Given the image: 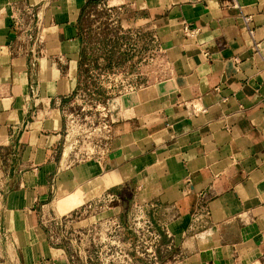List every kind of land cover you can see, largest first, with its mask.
<instances>
[{
  "label": "crops",
  "instance_id": "1",
  "mask_svg": "<svg viewBox=\"0 0 264 264\" xmlns=\"http://www.w3.org/2000/svg\"><path fill=\"white\" fill-rule=\"evenodd\" d=\"M94 1L0 0V264H78L41 210L97 178L192 220L172 264H264V0H139L167 72L107 99L89 157L66 113Z\"/></svg>",
  "mask_w": 264,
  "mask_h": 264
},
{
  "label": "rangeland",
  "instance_id": "2",
  "mask_svg": "<svg viewBox=\"0 0 264 264\" xmlns=\"http://www.w3.org/2000/svg\"><path fill=\"white\" fill-rule=\"evenodd\" d=\"M141 9L139 0H95L86 11L82 76L66 113L71 125L65 153L76 146L85 156H105L107 99L162 76L165 68L150 31L140 26ZM107 185L97 178L66 199L51 197L41 210V227L51 232L55 244L76 254L78 264L174 263L181 255L185 223L171 211L130 203L129 187L120 186L117 202ZM190 222L184 237L197 228Z\"/></svg>",
  "mask_w": 264,
  "mask_h": 264
},
{
  "label": "built area",
  "instance_id": "3",
  "mask_svg": "<svg viewBox=\"0 0 264 264\" xmlns=\"http://www.w3.org/2000/svg\"><path fill=\"white\" fill-rule=\"evenodd\" d=\"M236 3H237V1H236ZM156 49V52H157V54H158V56L157 57H159V61H160V63L164 66V68H165V70L163 71V73H162V76L164 75V74H166V72H167V65L165 64V63H163V59H162V57H160V51H159V49H157V48H155ZM161 75L159 76L160 78L162 77ZM157 79H159V78H155V80H157ZM147 82V81H146ZM142 83L140 82V83H138V85H136L135 87H137V86H140ZM201 111H204V109H201ZM104 128H107V130H108V127H104ZM109 197H112V195H109ZM114 199H111L110 201H113Z\"/></svg>",
  "mask_w": 264,
  "mask_h": 264
},
{
  "label": "bare ground",
  "instance_id": "4",
  "mask_svg": "<svg viewBox=\"0 0 264 264\" xmlns=\"http://www.w3.org/2000/svg\"><path fill=\"white\" fill-rule=\"evenodd\" d=\"M64 62V61H63ZM3 176V175H2ZM0 201H1V199H0ZM11 249V248H10Z\"/></svg>",
  "mask_w": 264,
  "mask_h": 264
}]
</instances>
